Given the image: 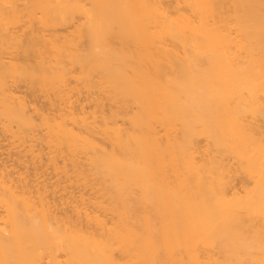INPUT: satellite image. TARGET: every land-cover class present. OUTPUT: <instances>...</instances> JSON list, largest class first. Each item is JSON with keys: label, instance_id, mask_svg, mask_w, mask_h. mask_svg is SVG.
Masks as SVG:
<instances>
[{"label": "bare ground", "instance_id": "1", "mask_svg": "<svg viewBox=\"0 0 264 264\" xmlns=\"http://www.w3.org/2000/svg\"><path fill=\"white\" fill-rule=\"evenodd\" d=\"M0 129V264H264V0H0Z\"/></svg>", "mask_w": 264, "mask_h": 264}, {"label": "rangeland", "instance_id": "2", "mask_svg": "<svg viewBox=\"0 0 264 264\" xmlns=\"http://www.w3.org/2000/svg\"><path fill=\"white\" fill-rule=\"evenodd\" d=\"M26 30V29H24ZM72 30V27L70 28H66L65 29V26H60V27H57L55 28V31L57 34H67L68 32H71ZM52 29H49V30H45V33H49L51 32ZM9 53H6L4 54L5 56V59L7 60L8 57H9V60L11 59L12 61L14 62H19L21 59H19L21 56V54H19V51H14V49H11V48H8ZM19 54V55H18ZM72 81V78H69V82ZM13 84V83H11ZM71 85H74L73 82H71ZM13 87L17 89V96H20V97H24L26 98L27 100L30 101V106L31 107H35L36 109H38V112L39 113H43L44 115H49V116H52V115H57V111L55 110V106H51L49 103L50 101H52V98L53 96L52 95H49V96H45L44 93H41L40 91H33L31 90L30 88L27 87V85H25V83L23 82H15L13 84ZM86 95V93H80V97L82 98L81 101H82V104L84 106H89V108H87L89 111H92L95 109V107L93 105H90L92 100H83L84 96ZM104 109H108L109 108V103H107L106 101H104ZM45 133V130L42 129V127H39L37 128L35 131L31 132L29 136H33V138H36V141L33 142V144H35L34 148H38V147H41L42 148V152L41 153H46V152H49L50 150H53V148H46L47 146V143L42 140V135ZM8 132L6 131H2L0 129V152L2 153L0 157H3V159L5 160H8V163L12 164V158H15V156H7L6 155V152L8 150L11 149V147L13 146H16L19 142H22L21 140L17 139L18 136H14V137H8ZM28 136V137H29ZM27 138V137H26ZM15 140V141H13ZM10 142H14L13 144H11L10 147L7 146V144H9ZM13 145V146H12ZM10 148V149H8ZM8 149V150H7ZM11 150L14 151V149L12 148ZM12 151V152H13ZM58 157H60V155H64V154H57ZM46 156V155H45ZM60 159V158H59ZM81 161V159H80ZM65 163L69 164V161L65 159ZM38 164V163H37ZM36 164V165H37ZM28 172L29 173H33L34 171L37 173V175H41V177L39 178V180H43V179H46V182H52L55 180V178H52L51 180L48 179L49 175L46 174L47 172H50V170L48 169L47 170V166H43L42 168L40 169H37V170H33L32 167L33 165H28ZM81 168H86L85 166H80ZM18 168V167H15V169ZM69 168V166H68ZM72 176V175H71ZM69 183V182H68ZM63 184H66L63 183ZM77 189H75L76 191ZM97 195V194H96ZM91 195L89 194H85L84 197L85 198H88L90 197ZM107 218H109V216H107Z\"/></svg>", "mask_w": 264, "mask_h": 264}]
</instances>
